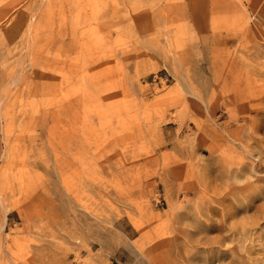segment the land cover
<instances>
[{"label": "rangeland", "instance_id": "374dc122", "mask_svg": "<svg viewBox=\"0 0 264 264\" xmlns=\"http://www.w3.org/2000/svg\"><path fill=\"white\" fill-rule=\"evenodd\" d=\"M0 264H264V0H0Z\"/></svg>", "mask_w": 264, "mask_h": 264}]
</instances>
